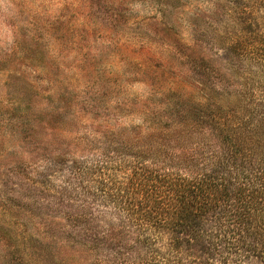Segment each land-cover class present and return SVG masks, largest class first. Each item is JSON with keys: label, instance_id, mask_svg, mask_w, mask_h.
Instances as JSON below:
<instances>
[{"label": "rangeland", "instance_id": "rangeland-1", "mask_svg": "<svg viewBox=\"0 0 264 264\" xmlns=\"http://www.w3.org/2000/svg\"><path fill=\"white\" fill-rule=\"evenodd\" d=\"M263 52L264 0H0V264H96L72 162L263 85Z\"/></svg>", "mask_w": 264, "mask_h": 264}, {"label": "trees", "instance_id": "trees-1", "mask_svg": "<svg viewBox=\"0 0 264 264\" xmlns=\"http://www.w3.org/2000/svg\"><path fill=\"white\" fill-rule=\"evenodd\" d=\"M196 90L169 94L190 96L177 121L72 162L68 238L96 264H264V84Z\"/></svg>", "mask_w": 264, "mask_h": 264}]
</instances>
